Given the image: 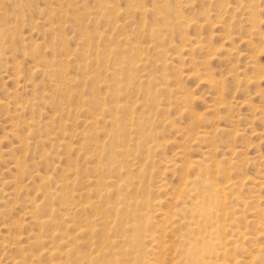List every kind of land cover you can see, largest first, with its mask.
Here are the masks:
<instances>
[{
	"label": "rangeland",
	"instance_id": "1",
	"mask_svg": "<svg viewBox=\"0 0 264 264\" xmlns=\"http://www.w3.org/2000/svg\"><path fill=\"white\" fill-rule=\"evenodd\" d=\"M247 1L248 0H235V2L234 0H168L165 3L157 4L160 8V13L166 17L165 23L163 24L159 16L144 12V10H152L154 0H0V25H4V27L9 30V37H0V188L2 191H0V264H18L17 261L21 257L19 248L24 250L25 257H29L31 252L35 251L32 238L38 234L43 238V253L47 252L48 247L52 245L50 242H52L53 245H56L58 242V246L62 250L65 249L66 245H68V243L65 242L66 237L70 236L69 238H72L73 236L71 228H67V224L64 225L62 220H59L61 218H58L53 224V226L56 225L54 226L56 229H44L40 232L36 222L31 219L32 214H34V212H32L33 204H42L43 201H46L45 195L50 192L51 195L54 196L51 208L58 214L64 213V218L66 220L69 218L71 219L72 216L66 215L68 207L62 206L63 203L55 196L61 194L60 187L63 184L61 181L65 179L69 181H66V183L70 185L67 192L71 190L77 191L81 188H84L83 190L92 189V186L88 185L89 183H87V181L90 179L91 183H93L92 181L95 179L91 170L94 164L89 158L90 154L88 153H97L101 160L114 152L116 153L114 156L117 157L119 164L125 166L127 171L131 172L132 170L128 179L130 180L131 177H134L131 179V182L135 184L134 186H137L138 189L131 195V198L141 200V194L144 193L142 190L146 188L145 190L148 192L149 196H151L149 197L150 200L152 198L155 202L151 200V208H153H150L151 221L152 224H154V231L158 230L156 236L159 237L163 235L161 234L162 230L167 227V223L164 222L166 219H169L170 212L173 211H170V209L174 208V211L181 209V206H174L172 196H175L174 194H176V192L179 193L182 187V178L187 171L185 170V165L189 161L193 163L194 161H200L206 164L209 158L211 160L220 159V161L224 160L222 166L230 170L233 168V165L229 162L231 161L236 165V168H239L238 171H236V169L231 171L232 176L236 177V179L243 178L242 182H245L247 178L243 186H240V190L241 193H243L241 196L243 195L248 203L245 207L242 205H237L235 207L234 211L237 210L236 213L241 217L238 218L239 222H237V224H241L242 221L240 225L241 230H247V232H249L250 235L253 234L251 236L254 237L257 231L256 228L248 226L246 223L244 224V219L245 221L246 219H264V213L256 212L257 209L264 207V190L259 186L262 183L264 184V165L262 163L264 159H262V157L260 158V156L264 157V98H262L264 97V78L261 79L260 82L258 81L259 83L256 82L257 84L254 82L250 84L246 82V77L247 75H249V77L253 75V73L251 74L250 72L252 64L258 66L259 62V65H264V0H253L256 2H254L255 4L252 0H249L251 1L250 4ZM106 4L109 5L110 11H107L109 8H106ZM251 4L253 5L251 7L253 9L249 7ZM238 7H240V9ZM247 8L248 11H251L248 12ZM178 11L180 12L177 13ZM247 12L250 13V15ZM248 18H252L254 22H257L255 24H258L257 27L253 25L255 26L253 30V32L255 31L254 33L251 31L252 28L250 25L252 24H250L251 21ZM198 21L203 25V28L193 26L197 24ZM187 22L191 24L186 25ZM119 24L125 27L119 30L118 28L120 27L117 26ZM175 24L178 25L179 29ZM1 28L0 26V29ZM155 28L160 30V35L158 34L157 36V34H155ZM167 29L170 31L166 32ZM161 33L166 34L162 39L159 37ZM124 34L128 35V45H116V39ZM247 39L250 41H247ZM205 41L208 42V45H206ZM30 44L39 45V48L36 49L38 52H35L36 54L38 53V56H41L40 58L42 61L40 58L35 59L31 56ZM147 45L150 48L145 52L142 48ZM200 45L202 49L199 48ZM209 45H212L211 48L213 46L216 48L221 47L222 49L225 47L221 56L211 61V65H209L210 71L207 72L208 75L213 76L216 80L222 81L221 78H223L225 92L223 94L224 96H220L221 98L217 95L216 89L213 87L210 88L203 79H200L205 73L203 67L200 66L201 62H203L202 60L214 52L212 49L215 47L211 49ZM109 46L115 48V52L118 53L116 57L118 58L120 55H123V53L125 55L126 52L124 50L126 48L131 49L136 47L139 51L142 50L141 53L134 52V55L131 57L133 60L138 61L143 55L144 62H146L148 67L145 71L135 72V78L137 79L138 77V81H143L145 79L151 81V87L152 89L154 88L153 91H155L157 98L154 102L143 98V93L137 89L138 87L134 89L135 87L132 88V86L127 84L125 76L129 74V70L126 69L130 66L126 64V66H124L121 60L116 61L110 59V61L104 65H95L94 58L97 56L96 54L98 52L100 53V51L104 52ZM225 50H227L226 53ZM253 55L256 56L254 57ZM179 58H182L184 61ZM190 60H193V67L191 66L192 63H190ZM88 61L90 67L86 68L84 71L81 70V67L86 65ZM40 62L43 64H39ZM104 66H108L109 70H106ZM176 66L178 68H176ZM262 66L258 67L264 68ZM194 68L199 69L200 78L194 76ZM58 70L63 72L64 77H60L61 79L58 76ZM124 70H126L125 75L122 73L120 78L123 79L126 92L122 93L123 97L120 94V101H118V104L121 107L124 105H130L131 107L132 105L134 113H132V110L120 109L116 117L118 120L122 118V120L133 122V124L144 120L147 122V128L136 129L134 126L130 134L126 132L124 135L125 139L129 136L127 138L128 142L122 139L123 137H120L119 142H117V140H113L112 136L113 132L110 125V121L113 119L112 115H110L111 118L107 116L108 114L101 116L100 112L98 110H93L89 103L91 100H96L101 101V103H107L109 105L108 107L116 105L117 103H113L111 97L106 96L105 86L112 82L114 77H118L117 75ZM179 70L181 74L178 72ZM92 71L94 72L92 73ZM112 71L114 72L112 73ZM148 74L150 75L148 76ZM162 74H165L164 77H162ZM245 75L246 77H244ZM234 76L238 79L233 80ZM87 77L91 78V82ZM151 78L153 79L151 80ZM197 78L198 80H196ZM97 79L98 81H95ZM99 79H101L102 83ZM166 79L170 83H165L167 81ZM177 80H179L178 84L176 82ZM156 91L158 93L160 92L159 95ZM75 95L81 96V100L75 102L73 99H70V96ZM121 97L122 100L124 99L123 101ZM180 97H184L185 99L188 98V100L185 101V99L182 98L183 102ZM131 98L136 101L130 100L129 102ZM178 99L180 101H178ZM131 101L133 103H131ZM128 102L129 104H127ZM152 103L153 106L151 107ZM27 104H29L28 108ZM29 107L31 108L29 109ZM160 107L162 109H159ZM25 108L26 110H24ZM72 108L74 109V113H70L69 111L72 110ZM212 108L216 109L213 110ZM83 114L87 115L84 117ZM94 114L98 119V124L96 123L98 127V139L96 138L93 142L96 144L98 143L97 145L100 146L92 150L86 147L87 143L90 146L92 140H94L88 136L89 122H87V119H89L91 115L94 116ZM75 116H77V118ZM104 117L106 118L104 119ZM26 122L31 126L30 129H28V123L26 125ZM51 122L52 124H50ZM106 122L108 123L106 124ZM60 124L64 126L61 125V128ZM43 126L44 129H42ZM216 127L225 129V132L218 136L219 140L217 139L218 137H212V133ZM148 128L151 132L147 131ZM204 130H209L208 132L211 133L209 134L210 138L208 137V140L206 139L207 141L200 137ZM53 132L54 136L50 135ZM140 132L142 136L138 137L141 135ZM196 132H198L197 135L200 134L198 138ZM37 133L38 135L36 136ZM236 134L238 135L236 136ZM70 136H72L73 139L70 138ZM110 136L111 140L109 139ZM64 137H66L68 141L63 139ZM211 137L213 139H211ZM140 138L146 139L143 141ZM136 139L137 141L135 142ZM23 140L27 142V147L25 145L26 150L24 149V145L20 144ZM112 140L115 141V144H121L123 146L130 144V156H127L128 158L126 157L125 159L120 156V148L117 152L110 146L113 142ZM120 140L122 143H120ZM46 141H49V143ZM123 141L126 143L123 144ZM213 143L221 147H219V150L217 149L214 154L212 152L213 155H208V150H206L207 146ZM63 145L64 149H62ZM142 145H144V147ZM41 148L45 149L48 153V157L45 160L46 162L40 158L39 152ZM77 150L80 151L78 152ZM146 154L147 156H144ZM136 156L138 158H136ZM226 159L229 161H225ZM106 160L107 158L101 161L102 163H107ZM125 160H127V162ZM142 160L144 163H142ZM15 161H23L21 172L16 167ZM47 163L48 165L46 167L45 165ZM71 163L75 164L84 172V174H82V182L81 180H79V182L73 179L72 176L70 177L71 174L68 171V165ZM127 166L129 167L127 168ZM139 166L142 170H145L144 174L136 171V168ZM59 167H63L64 169H60ZM110 174L113 175V173L106 175L109 176ZM45 175L51 179L49 184L42 186L41 176ZM190 175L192 176V174ZM142 176L146 178L143 179ZM136 177H138V179H136ZM115 178L110 177L107 180H122V177ZM124 178L123 176V180L125 181ZM252 184H254V186ZM16 185L20 188L19 192L18 190L15 192ZM258 187H260V189H258ZM79 194L80 192H75V201L81 202L85 200L83 196L78 197ZM110 200H112V198ZM157 202H159V204ZM249 205L250 207H248ZM172 206L173 208H171ZM160 210H163L165 213L168 212V217H163L165 220L160 216ZM71 212L75 213L74 210H71ZM71 212L70 214H72ZM240 213H242V215ZM253 216L256 217L252 218ZM74 218L78 219L77 216H74ZM15 222H20L18 230H16L17 227L14 225ZM10 232L13 233L11 234ZM18 235L20 236V240L18 241L19 245L14 239V237ZM53 235H55L54 241L52 239ZM21 238L23 240H21ZM170 238L166 229L165 238H163L166 245L170 244ZM254 240H256V242L258 241V239ZM76 243L80 251H90L86 240L85 242L78 240ZM15 244H17L18 247H16ZM248 244V242L244 244L245 251L243 253H239L238 251L235 252L232 247H228L231 253L227 256V260H225L227 263L224 261L222 264H232L236 256H238V260L242 257L239 264H246L249 260L250 253L252 254L254 251L253 246L255 242ZM249 250L251 252H249ZM233 252H235V254ZM236 253L238 254L236 255ZM171 254L172 253L168 256H175ZM93 256H95V254ZM244 256L246 258L245 260ZM40 260L46 264H68L64 259L56 260L45 254H41Z\"/></svg>",
	"mask_w": 264,
	"mask_h": 264
},
{
	"label": "bare ground",
	"instance_id": "2",
	"mask_svg": "<svg viewBox=\"0 0 264 264\" xmlns=\"http://www.w3.org/2000/svg\"><path fill=\"white\" fill-rule=\"evenodd\" d=\"M168 0H154V4L152 5V10H144V12H148L151 14H155L157 16L160 17L162 23H165L166 17L164 15H162L160 13V8L157 4L159 3H165ZM200 1V0H199ZM253 1V0H252ZM256 1V0H255ZM253 1V3L255 2ZM258 1V0H257ZM263 1V0H262ZM235 2V0H234ZM249 2V4L251 3V1H247ZM260 2V1H259ZM188 3V2H187ZM224 3V2H223ZM227 3V2H226ZM243 3V2H241ZM256 3V2H255ZM254 3V4H255ZM258 4V3H257ZM191 5V4H190ZM222 5V4H221ZM226 5V4H225ZM219 6V5H218ZM247 6V5H246ZM253 5L251 4L250 9ZM259 6V5H258ZM206 7V6H205ZM215 7V6H214ZM248 7V8H249ZM106 8H109V5L106 4ZM189 8V7H188ZM220 8V7H219ZM240 9V7H238ZM243 8V6H242ZM247 8V11H248ZM202 9V8H201ZM249 9V10H250ZM195 10V9H194ZM110 11V8L109 10ZM182 11V10H181ZM251 11V10H250ZM248 11V12H250ZM180 11H178L177 13H179ZM198 12V11H197ZM196 12V13H197ZM208 12V11H207ZM247 12V13H248ZM253 12V11H252ZM237 13V12H236ZM255 13V12H254ZM229 14V13H228ZM246 14V13H245ZM250 15V13H248ZM176 15V14H175ZM205 15V14H204ZM210 15V14H209ZM252 15V14H251ZM255 15V14H253ZM196 16V15H195ZM180 17V16H179ZM217 17V16H216ZM245 17V16H244ZM258 17V16H257ZM177 18V17H176ZM230 18V16H229ZM232 18V17H231ZM255 18V17H254ZM179 19V18H177ZM205 19V18H204ZM245 19V18H244ZM250 19V27L252 28L251 31L252 33L255 26V23L252 20V18H248ZM193 20V19H192ZM177 21V20H176ZM239 21V20H238ZM261 21V20H260ZM180 22V20H179ZM184 22V21H183ZM199 22V21H198ZM195 24L193 25L194 27L197 28H201L203 25L200 24ZM230 22V21H229ZM259 22V21H258ZM188 23V22H187ZM186 25H189L191 23H188ZM196 23V22H195ZM211 23V22H210ZM222 23V22H221ZM177 24L180 26V24L177 22ZM175 24V25H177ZM183 24V23H182ZM181 24V25H182ZM229 24V23H228ZM113 25V24H111ZM178 25L176 27H178ZM185 25V27H186ZM207 25V24H206ZM243 25V24H242ZM249 25V24H248ZM258 25V24H257ZM256 25V27H257ZM2 28L0 29V37L1 38H5V37H9V30H7L4 25H0ZM120 28H118L119 30H122L125 26L122 24L117 25ZM184 26V24H183ZM221 26V25H220ZM230 26V24H229ZM234 26V25H233ZM175 27V28H176ZM184 27V28H185ZM244 27V26H243ZM203 28V27H202ZM249 28V27H248ZM179 29V27H178ZM192 29V28H191ZM250 29V28H249ZM261 29V28H260ZM156 33L157 36L158 34L160 35V30L156 29ZM239 30V29H238ZM162 31V30H161ZM170 30H166V32H168ZM178 31V30H177ZM184 31V30H183ZM135 32V31H134ZM138 32V31H137ZM225 32V31H223ZM185 33V32H184ZM259 33V32H258ZM228 34V33H227ZM226 34V35H227ZM249 34V33H248ZM257 34V33H256ZM260 34V33H259ZM164 35H166L165 33H161V39L162 37H164ZM195 35V34H194ZM217 35V34H216ZM11 36V35H10ZM121 36V35H119ZM254 36V35H253ZM263 36V35H262ZM172 37V36H171ZM182 37V36H181ZM186 37V35H185ZM207 38V37H206ZM227 38V37H226ZM165 39V38H164ZM185 39V38H184ZM197 39V38H196ZM251 39V38H250ZM159 40V39H158ZM182 40V39H181ZM249 39H247L248 41ZM261 40V39H260ZM173 41V40H172ZM200 41V40H199ZM203 41V40H202ZM250 41V40H249ZM206 42V41H205ZM129 43L128 41V35L124 34L123 36L119 37L118 39H116V45L119 46H127ZM172 43V42H171ZM195 44H198L196 42H193ZM208 42H206V45ZM244 43V42H243ZM211 44V43H210ZM202 45V44H201ZM201 45L199 48H201ZM213 45V44H212ZM211 45V46H212ZM259 45V44H258ZM31 51L30 54L33 58H40L41 56H38L36 54V52H38V50L36 51L37 48H39L38 44H30L29 45ZM192 46V45H191ZM196 46V45H195ZM210 46V45H209ZM210 46V48H211ZM221 46V45H220ZM208 47V46H207ZM206 47V48H207ZM215 46H213L212 48H214ZM233 47V46H232ZM149 46L147 45L146 47L142 48L143 51H147L149 50ZM174 48V47H173ZM211 48V49H212ZM225 48V47H224ZM224 48L222 49L220 48H214L212 49V51L214 50V52H212V54L208 55L207 58L203 59L200 64V66L203 67V70L205 71L204 75L201 76L200 78V74H199V69L194 68V76L198 77L200 79H203L208 86L211 88L213 87L214 89L217 90V95H219V98H221L222 96H224V83H223V78L222 81L216 80L213 76L208 75L207 72L210 71L209 65H211V61L214 59H218L221 56L222 51L224 50ZM190 49V48H189ZM198 49V48H196ZM202 49V48H201ZM209 49V48H207ZM228 49V48H227ZM260 49V48H259ZM263 49V47H262ZM257 50V49H256ZM36 51V52H35ZM126 53L124 55H120L119 58L116 57V55L118 54L117 52H115V48H111L110 46L108 47L107 50H105L104 52L100 53L98 52L94 58V63L95 65H104L105 63L109 62L110 59H114L116 61L121 60V62L124 63V66H130L128 69L129 70V74L127 76H125V80L127 82V84L129 86L135 87L134 89H137L139 91H141V93H143V98L147 99V100H151V101H155L156 98V94L155 91H153L152 87H151V81L148 79H145L143 81H138V77L137 79L135 78V72H140V71H145L146 68L148 67L146 65V62H144L145 60L143 59V55L139 58V60L135 61L133 60V58L131 57L132 55H134V52H140L136 47L135 48H126L124 50ZM177 51V50H176ZM198 51V50H197ZM209 51H211L209 49ZM227 50H225L226 53ZM200 52V51H199ZM231 52V51H229ZM228 52V54H229ZM235 52V51H234ZM259 52V51H258ZM189 53V52H188ZM203 53V52H202ZM208 53V52H206ZM262 53V52H261ZM131 54V55H130ZM159 54V53H158ZM205 54V53H204ZM138 55V54H137ZM140 55V54H139ZM232 55V54H231ZM162 56V55H161ZM191 56V55H190ZM230 56V54H229ZM254 57L256 55H253ZM194 57V56H192ZM227 57V55H226ZM251 57V56H250ZM132 58V59H131ZM93 59V58H92ZM182 59V58H179ZM207 59V60H206ZM40 60L42 61V59L40 58ZM183 60V59H182ZM200 60V59H199ZM251 60V59H250ZM253 60V59H252ZM255 60V59H254ZM113 61V60H112ZM164 61V60H162ZM166 61V60H165ZM184 61V60H183ZM193 60H190L191 66L193 67ZM256 61V60H255ZM259 61V60H258ZM38 62V61H36ZM187 62V61H186ZM93 63V62H92ZM91 63V64H92ZM151 63V62H150ZM178 63V62H177ZM39 64H43L42 62H40ZM126 64V65H125ZM183 64V63H182ZM250 64V63H249ZM122 65V64H121ZM149 65V63H148ZM171 65V64H170ZM176 65V64H175ZM181 65V64H180ZM190 65V64H189ZM123 66V67H124ZM132 66V67H131ZM182 66V65H181ZM216 66V65H215ZM252 68L251 69V74L253 73V75L251 77H249V75H246L244 77L247 78L248 83H256V82H260L261 79L264 78V68H260L258 66H262L259 65L258 62V66L256 64H252L251 65ZM90 67V63L89 61L86 63V65L81 67V70H85L86 68ZM106 67V70L108 69V66H104ZM196 67V66H195ZM264 67V65L262 66ZM176 68H178L176 66ZM180 68V67H179ZM105 69V68H104ZM182 69V68H181ZM212 69V68H211ZM53 70V69H52ZM57 70V69H56ZM109 70V69H108ZM122 71L121 73H119L117 76L118 77H114L112 82H110L108 85L105 86L106 90V96L111 97L112 98V102H116L117 104L112 106V107H108L109 105L106 103H101V101H96V100H91L89 105L92 107L93 110H98L100 112L101 116H105V114H108L107 116L110 117V115H112V120L110 121V125H111V130L113 132V140H117V142H119V138L123 137L125 133L127 132L128 134H130V131H132L134 129V126L137 128H144L146 127L147 122L146 121H141V122H137L136 124H133V122H127L122 120H118V118L116 117L118 110H132V105L130 107L127 105H124L123 107H121L118 104V101H120V94L123 97L122 93L126 92V86L125 84H123V79L120 78V75L123 73L125 75V71ZM191 70V68H190ZM115 71V70H114ZM112 71V73L114 72ZM246 71V70H245ZM94 71H92L93 73ZM119 72V70H118ZM180 73V70L178 71ZM182 72V71H181ZM202 72V71H201ZM249 72V73H250ZM111 73V72H110ZM111 73V74H112ZM115 74V73H114ZM181 74V73H180ZM183 74V72H182ZM210 74V73H209ZM248 74V73H247ZM94 75V74H93ZM146 75V74H145ZM150 74H148L149 76ZM165 75V74H164ZM164 75L162 74V77H164ZM175 75V74H174ZM215 75V74H213ZM243 75V74H242ZM58 76L60 77H64L63 76V72L61 70H58ZM91 76V75H90ZM115 76V75H114ZM153 76V75H152ZM151 76V77H152ZM156 76V75H155ZM160 76V75H159ZM188 76V75H185ZM223 76V75H221ZM147 77V76H146ZM180 77V76H179ZM193 77V75H192ZM224 77V76H223ZM233 77V76H232ZM89 80L91 79L90 77ZM140 78V77H139ZM149 78V77H148ZM156 78V77H155ZM167 79H169L168 77H166ZM198 78L196 80H198ZM245 78V79H246ZM61 79V78H60ZM153 78H151L152 80ZM157 79V78H156ZM165 79V78H164ZM166 79V80H167ZM173 79V78H172ZM186 79V77H185ZM220 79V78H218ZM238 79L235 78L234 79ZM66 80V79H65ZM101 82V79H99ZM155 80V79H154ZM171 80V79H170ZM95 81H98L95 80ZM104 81V80H103ZM156 81V80H155ZM175 81V80H174ZM177 80V84H178ZM91 82V80H90ZM168 80L165 82L167 83ZM185 82V81H184ZM244 82V81H243ZM258 82V83H259ZM64 83V82H63ZM102 83V82H101ZM160 83V82H159ZM170 83V82H168ZM237 83V81H236ZM245 83V82H244ZM65 84V83H64ZM257 84V83H256ZM99 85L101 86V84L99 83ZM154 85V84H153ZM163 85V84H162ZM166 85V84H165ZM164 85V86H165ZM168 85V84H167ZM244 85V84H243ZM241 85V86H243ZM246 85V84H245ZM253 85V84H252ZM161 86V85H160ZM171 86V85H170ZM190 86V85H189ZM227 86V85H226ZM154 87V86H153ZM187 87V86H186ZM245 87V86H244ZM256 87V86H255ZM58 88V87H57ZM62 88H63V84H62ZM67 88V86H66ZM65 88V89H66ZM98 88V87H97ZM156 88V86H155ZM166 88V87H164ZM173 88V87H172ZM238 88V87H237ZM103 89V88H101ZM64 90V89H63ZM160 90V89H159ZM166 90V89H163ZM172 90V89H171ZM176 90V89H175ZM94 91V90H93ZM158 91V90H157ZM156 91V92H157ZM186 91V90H185ZM65 92V90H64ZM63 92V93H64ZM97 92V91H96ZM167 92V91H166ZM230 92V91H229ZM158 93V92H157ZM160 93V92H159ZM158 93V95H159ZM164 93V92H163ZM180 93V92H179ZM74 95V94H73ZM97 95V94H96ZM142 95V94H141ZM157 95V96H158ZM165 95V94H164ZM172 95V94H171ZM179 95V94H178ZM182 95V94H181ZM185 95V94H184ZM215 95V94H214ZM221 96V97H220ZM262 96V94H261ZM60 97V96H59ZM121 97V100H122ZM66 98V97H64ZM165 98V97H164ZM181 99H185L184 97H180ZM217 98V97H216ZM264 98V97H262ZM70 99L74 100L75 102L80 101L81 100V96L79 95H75V96H70ZM168 99V97H167ZM182 99V101H183ZM218 99V98H217ZM65 100V99H64ZM124 100V99H123ZM122 100V101H123ZM131 99H129L130 102ZM188 100L185 99V101ZM83 101V99H82ZM88 101V100H87ZM132 101H136L135 99ZM131 101V103H133ZM160 101V100H159ZM178 101H180L178 99ZM221 101V100H220ZM50 102V101H49ZM53 102V101H52ZM106 102V101H105ZM127 102V101H126ZM129 102L127 104H129ZM177 102V101H176ZM175 102V103H176ZM184 102V101H183ZM65 103V102H64ZM122 103V102H121ZM120 103V104H121ZM150 103V102H149ZM163 103V102H162ZM32 104V103H30ZM77 104V103H76ZM126 104V103H125ZM147 104V103H146ZM178 104V103H177ZM87 105V104H86ZM138 105V103H137ZM159 105V104H158ZM29 104H27V108H28ZM33 106V105H30ZM134 106V105H133ZM153 106V103L151 105V107ZM187 106V105H186ZM185 106V107H186ZM22 107V106H21ZM150 107V108H151ZM190 107V106H189ZM31 107H29L30 109ZM141 108V106H140ZM149 108V107H148ZM22 109V108H21ZM159 109H162L161 107ZM213 110L216 108H212ZM26 110V108L24 109ZM74 109L72 108V110H69L70 113H74L73 111ZM82 110V109H81ZM79 110V111H81ZM84 110V109H83ZM136 110V108H135ZM23 111V110H22ZM34 111V110H33ZM67 111V110H66ZM133 111V110H132ZM149 111V110H148ZM89 112V110H88ZM98 112V113H99ZM122 112V111H121ZM136 112V111H135ZM151 112V111H149ZM148 112V114H149ZM187 112V110H186ZM189 112V111H188ZM69 113V114H70ZM96 113V112H95ZM114 113V114H113ZM120 113V112H119ZM130 113V111H129ZM134 113V111L132 112ZM131 114V113H130ZM215 114V113H213ZM219 114V113H218ZM72 115V114H71ZM84 115V114H83ZM87 115V114H85ZM84 115V117H85ZM98 115V114H97ZM217 115V114H216ZM224 115V114H223ZM80 116V115H79ZM78 116V117H79ZM82 116V115H81ZM106 116V117H107ZM122 116V115H121ZM131 116V115H129ZM128 116V117H129ZM77 118V116H75ZM74 117V118H75ZM83 117V118H84ZM104 117V119L106 118ZM123 117V116H122ZM213 117V116H212ZM51 118V117H50ZM111 118V117H110ZM131 118V117H130ZM136 118V117H135ZM140 118V117H139ZM53 119V118H52ZM102 119V118H101ZM134 119V118H133ZM138 119V118H137ZM147 119V118H146ZM149 119V117H148ZM147 119V121H148ZM50 120V119H49ZM128 120V119H126ZM198 120V119H197ZM57 121V120H56ZM77 121V120H76ZM86 121V120H85ZM108 121V120H107ZM130 121V119H129ZM213 121V119H212ZM71 122V121H70ZM87 122H89L88 125V136L92 140V144L89 146L88 143L86 145V147L90 148L93 150V148H99V146L93 142L95 141V139L97 138V131H98V127L96 126V123L98 124V119L96 117V115L94 114L91 115V117H89V119H87ZM210 122V121H209ZM208 122V123H209ZM28 122H26L27 125ZM108 122H106L107 124ZM149 123V122H148ZM52 124V122L50 123ZM104 124V123H103ZM24 125V123H23ZM33 125V124H32ZM39 125V124H38ZM54 125V124H53ZM62 124H60L61 126ZM109 125V126H110ZM150 125V124H149ZM211 125L213 126V124L211 123ZM209 125V126H211ZM37 126V125H36ZM64 126V125H62ZM61 126V128H62ZM197 126V125H196ZM216 126V125H215ZM31 126H29L28 123V129H30ZM34 128V127H33ZM47 128V127H45ZM101 128V127H100ZM147 128V127H146ZM150 128V126H149ZM147 131H150V130ZM211 128V127H210ZM35 129V128H34ZM44 129V126L43 128ZM66 129V128H64ZM12 130V129H11ZM37 130V129H36ZM191 130V129H190ZM135 131V130H134ZM133 131V132H134ZM137 131V130H136ZM140 131V130H139ZM145 131V130H144ZM209 131V130H208ZM208 131H203L201 136L203 139H207L209 137V134H211ZM62 132V131H61ZM101 132V131H100ZM151 132V131H150ZM201 132V131H200ZM225 132L224 128H215L214 132L212 133V137L213 138H217L219 135H222ZM35 133V132H34ZM48 133V132H47ZM51 133V132H50ZM68 133V132H67ZM74 133V132H73ZM84 133V132H83ZM82 133V134H83ZM86 133V132H85ZM109 133V131H108ZM136 133V132H135ZM144 133V132H143ZM194 133V132H193ZM198 132H196L197 135ZM33 134V133H32ZM54 132L50 135H53ZM64 134V133H63ZM141 134V132H140ZM15 135V134H14ZM18 135V134H17ZM35 135V134H33ZM38 135V133L36 134V136ZM75 135V134H74ZM77 135V134H76ZM81 135V134H80ZM78 135V136H80ZM111 135V134H110ZM134 135V134H133ZM132 135V137H133ZM138 135V132H137ZM152 135V134H151ZM200 135V134H198ZM197 135V138H198ZM238 134H236L237 136ZM31 136V135H30ZM35 136V137H36ZM54 136V135H53ZM64 136V135H63ZM128 136V135H127ZM142 134L138 137H141ZM19 137V136H17ZM50 137V136H49ZM75 137V136H74ZM129 137V136H128ZM126 137V142L127 138ZM131 137V138H132ZM137 137V138H138ZM146 137V136H145ZM211 137V139H213ZM70 138L73 139L72 136H70ZM77 138V136H76ZM83 138V137H82ZM135 138V137H134ZM143 138V137H142ZM200 138V139H202ZM210 138V137H209ZM225 138V137H224ZM26 139V138H24ZM39 139V137H38ZM37 139V140H38ZM56 139V138H55ZM63 139H67L66 137H64ZM98 139V138H97ZM111 140V136L109 138ZM141 139V138H140ZM146 139V138H144ZM144 139H141L144 141ZM150 139V138H149ZM219 140V137L217 138ZM229 139V138H228ZM231 139V137H230ZM229 139V140H230ZM41 140V139H40ZM62 140V139H61ZM75 140V139H74ZM112 140V141H113ZM134 140V139H133ZM208 140V139H207ZM206 140V141H207ZM239 140V139H238ZM264 140V139H263ZM20 141V140H19ZM39 141V140H38ZM68 141V140H66ZM90 141V140H89ZM100 141V140H99ZM121 141V140H120ZM131 141V139H130ZM137 141V139L135 140V142ZM139 141V140H138ZM198 141V140H197ZM40 142V141H39ZM49 143V141H46ZM52 142V141H51ZM56 142V141H55ZM87 142V141H86ZM116 142V143H117ZM125 142V143H126ZM133 142V141H132ZM131 142V143H132ZM152 142V141H151ZM200 142V141H199ZM205 142V141H204ZM211 142V141H209ZM66 143V142H65ZM64 143V144H65ZM68 143V142H67ZM94 143V144H93ZM122 143V141L120 142ZM123 141V144H125ZM208 143V142H207ZM222 143V142H221ZM20 144L24 145V149H25V145L27 147V142L25 140H23L22 142H20ZM40 144V143H39ZM69 144V143H68ZM81 144V143H80ZM109 144V143H108ZM139 144V143H138ZM142 144V143H141ZM140 144V145H141ZM130 145V144H129ZM129 145H121V144H115V141H113L111 143V147L114 148L117 152L118 149L119 150V154L120 156H122L124 159L127 156H130L129 154ZM133 146V143L131 144ZM208 145V144H207ZM62 146V145H61ZM69 146V145H68ZM67 146V147H68ZM103 146V145H102ZM109 146V147H110ZM131 146V147H132ZM144 147V145H142ZM30 147V146H29ZM136 147V146H135ZM160 147V146H159ZM221 147L219 145H215L214 143L211 144L210 146H207V153L209 154H213L217 151V149ZM228 147V146H227ZM54 148V146H53ZM60 148V147H59ZM77 148V147H76ZM80 148V147H79ZM150 148V147H149ZM209 148V149H208ZM62 149H64V145L62 147ZM146 149V148H145ZM26 150V149H25ZM158 150V149H157ZM219 150V149H218ZM224 150V149H223ZM231 150V149H229ZM39 151V150H38ZM57 151V150H56ZM78 151V150H77ZM80 151V150H79ZM78 151V152H79ZM111 151V150H110ZM115 151V152H116ZM132 151V149H131ZM136 151V149H135ZM141 151V150H140ZM144 151V150H143ZM151 151V150H150ZM86 152V151H85ZM96 152V151H95ZM142 152V151H141ZM148 152V151H147ZM110 153V152H109ZM108 153V154H109ZM140 153V152H139ZM144 153V152H143ZM142 153V154H143ZM150 153V152H149ZM185 153V152H184ZM235 153V152H234ZM65 154V153H64ZM78 154V153H77ZM76 154V155H77ZM86 154V153H85ZM89 158L91 159L92 163L94 164L93 167L91 168L92 170V175L95 179H93V183H91V180L88 179L87 183H89L88 185L92 186V189H85L81 188L80 190L77 191H73L71 190L70 192H67V189L70 187V185H68L66 183L69 182L67 179L61 181L63 184L60 187V191L61 194H59L58 197L60 199V201L63 203L62 206L64 207H68L67 208V213L66 215H70L72 216L71 219L69 218L68 220H66L65 214H58L55 210H53L51 208L52 206V199L54 198V196L51 195V193H47V195H45L46 201H43L42 204H33V211L34 214H32L31 219H33L38 228L39 231L41 232V230L44 229H51V228H55L53 224L55 223L56 220H58V218L60 221L62 220V223L64 225L67 224V228L70 227L71 230L73 231V236L72 238H69L68 236L65 239V242L68 243V245H66L65 249L62 250L59 246H58V242L56 245H53L52 242H50L51 246L48 247V251L44 252V247H43V238L41 235H37L34 236L33 239V246L35 248L34 252H31V255L29 257H25L24 255V250L22 248H19V252L21 253V257L18 259L17 263L18 264H46L43 263L40 260V256L41 254H45L50 256L51 258H54L56 260L58 259H64L68 264H222L224 263L225 260H227V256H229V254L231 252H229L230 250H228L230 247L233 248V251H238L239 253H243L245 251V243H253L255 242L254 246H253V253H250L249 256V260L247 261L246 264H264V219L263 220H259L256 218L252 219V220H248L244 219V224L246 223L248 226H253L256 228V232L254 237L251 236L253 234L250 235L249 232H247V230L244 229V231L241 230L240 225L242 224H237V222H239V217L240 215L236 213L235 207L237 205H242L245 207V205H247V201L246 198L241 194V190H240V186H243V184L246 182H242L243 178L241 179H236V177L232 176V170L236 169V171L239 170V168H236V165H234L231 161L229 160H225V161H229L230 164L233 165L232 169H227L226 167L222 166L224 160L220 161L219 160H211L209 158V160L206 161V164L200 162V161H194V163L192 161H189L185 166V170H187L185 172V176L182 178L183 179V184L182 187L179 190V193L176 192V194H174L175 196H172V202L174 204V206H181L180 210L174 211L173 206L170 209L173 210L170 212V216L169 219L165 220L164 218L168 217V212H163V210H160V216L165 220L164 223H167V227L165 229L162 230L163 234L161 237L156 236V234L158 233L157 231H154L153 229V225L152 221H151V211L150 208L151 206V202L153 201L152 198L150 200L149 194L148 192L143 189L142 191L144 193L143 196L141 194V200L135 199V198H131V195H133L136 190L138 189L137 186H134L135 184H133L131 182V179H133L131 177V179H128V176L131 174L130 171H127L125 168V166H121L119 164V161L117 159L116 156H114V154L116 153H111L108 157H105L104 159L101 160H105L107 158V163H102V161L99 159V156L97 153H88ZM180 154L182 155V153L180 152ZM212 154V155H213ZM240 154V153H239ZM40 158L41 160L45 161L46 158L48 157V153L45 149L41 148L40 152H39ZM50 155V154H49ZM80 155V154H79ZM135 155V152H134ZM137 155V154H136ZM178 155V154H177ZM180 155V157H181ZM187 155V154H186ZM237 155V154H236ZM105 156V155H104ZM113 156V157H112ZM118 156V155H117ZM144 156H147L144 155ZM149 156V154H148ZM185 156V154H184ZM231 156V154H230ZM240 156V155H239ZM187 157V156H186ZM206 157V156H205ZM204 157V158H205ZM210 157V156H209ZM262 157V159H264L263 156H260V158ZM19 158V157H18ZM24 158V157H23ZM88 158V157H87ZM128 158V157H127ZM136 158H138L136 156ZM151 158V157H150ZM216 158V155H215ZM229 158V156H228ZM231 158V157H230ZM238 158V157H236ZM64 159V158H63ZM86 159V158H85ZM84 159V161H85ZM123 159V160H124ZM148 159V158H145ZM184 159V158H183ZM186 159V158H185ZM188 159V158H187ZM223 159V158H222ZM233 159V158H232ZM65 160V159H64ZM87 160V159H86ZM137 160V159H134ZM191 160V159H189ZM201 160V159H200ZM237 160V159H236ZM245 160V159H244ZM261 160V159H260ZM39 161V160H38ZM42 161V163H43ZM127 162V160H125ZM124 161V163H125ZM147 162H149L148 160H145ZM23 162V161H22ZM22 162L19 161H15L16 163V167L19 169V171L21 172L23 165ZM46 162V161H45ZM64 162V161H63ZM71 162V161H70ZM134 163H136L135 161H133ZM186 162V161H185ZM204 162V161H203ZM228 162V164H229ZM25 163V162H24ZM58 163H59V159H58ZM142 163L143 160H142ZM226 163V162H225ZM224 163V164H225ZM263 165H264V160L262 161ZM179 164V162H178ZM181 164V163H180ZM229 164V165H230ZM15 165V164H14ZM48 163L45 165L47 167ZM128 165V164H127ZM132 165V164H131ZM138 165V164H137ZM176 165V164H175ZM262 165V164H261ZM130 166V164H129ZM127 166V168L129 167ZM135 166V165H134ZM178 166V165H177ZM181 166V165H180ZM231 166V165H230ZM239 166V165H238ZM137 167V166H135ZM195 167V168H193ZM228 167V165H227ZM241 167V166H240ZM60 168V167H59ZM62 169H64L63 167H61ZM60 168V169H61ZM180 168V167H179ZM231 168V167H229ZM133 169V168H132ZM138 171V173H145V170H142V168L139 166L138 168H136ZM147 169V168H146ZM183 169V168H182ZM47 170V169H46ZM57 170V168H56ZM66 170V169H65ZM64 170V171H65ZM88 170V169H87ZM181 170V169H179ZM68 171L70 172V177L72 176L73 179L75 180H81L82 182V174H84V172L79 169L75 164H69L68 165ZM178 171V170H177ZM63 172V171H62ZM134 172V171H133ZM109 173H113L110 174L109 176H107L106 174ZM181 173V172H180ZM183 173V172H182ZM236 173V172H235ZM22 174V173H21ZM115 174V175H114ZM192 174V176L190 175ZM40 175V174H38ZM91 175V176H92ZM137 175V174H136ZM134 175V176H136ZM88 176V174H87ZM123 176L125 177V181L123 180ZM133 176V175H132ZM138 176V175H137ZM238 176V175H237ZM117 178V177H122L121 179H117V180H107L108 178ZM140 177V176H139ZM182 177V176H181ZM241 177V176H240ZM60 178V177H59ZM88 178V177H87ZM91 178V177H90ZM115 178V179H116ZM143 178V176H142ZM146 178V177H145ZM143 178V179H145ZM50 179L48 176H41V182L43 185H47L50 182ZM136 179H138V177H136ZM148 179V177H147ZM179 179V178H178ZM181 179V178H180ZM18 180V179H17ZM40 180V179H39ZM54 180V179H53ZM90 180V181H89ZM142 180V179H141ZM238 180V181H237ZM71 181V180H70ZM151 181V180H150ZM249 181V179H248ZM80 182V181H79ZM222 182V183H221ZM242 182V183H241ZM6 183V182H5ZM11 183V182H10ZM77 183V181H76ZM259 183V182H257ZM261 183V182H260ZM19 184V183H18ZM79 184V183H78ZM138 184V183H137ZM142 184V183H141ZM256 184V181H255ZM7 185V184H6ZM254 186V184H252ZM20 186V185H19ZM75 186V184H74ZM77 186V185H76ZM139 186V185H138ZM179 186V185H178ZM248 186V185H247ZM256 186V185H255ZM261 188H263L264 190V184H260L259 185ZM57 187V186H56ZM59 187V186H58ZM180 187V186H179ZM260 187H258V189H260ZM15 192L16 190H18L19 192V187L18 185L15 186ZM55 188V187H54ZM77 188V187H76ZM256 188V187H254ZM48 189V188H47ZM58 189V188H57ZM132 189V190H131ZM248 189V188H247ZM49 190V189H48ZM52 190V189H51ZM50 190V191H51ZM131 190V191H130ZM141 190V189H140ZM139 190V191H140ZM1 191V188H0ZM246 191V190H244ZM255 191V190H254ZM257 191V190H256ZM2 192V191H1ZM75 192H80V194L78 195V197L83 196L85 198V200L81 201V202H77L75 201ZM251 193V192H250ZM247 193V194H250ZM253 193V192H252ZM255 193V192H254ZM259 193V192H258ZM264 193V192H263ZM3 194V193H2ZM246 194V193H245ZM1 195V194H0ZM140 196V195H139ZM246 196V195H245ZM114 197V198H113ZM44 198V199H45ZM94 200H93V199ZM112 198V200H110ZM258 198V197H255ZM155 199V198H154ZM250 199V198H249ZM30 200V199H29ZM254 200V197H253ZM159 201V200H158ZM264 201V200H263ZM32 202V201H31ZM59 202V201H58ZM154 202V201H153ZM160 202V201H159ZM159 202H157L159 204ZM251 202V201H250ZM155 203V202H154ZM153 203V204H154ZM252 203V202H251ZM250 203V204H251ZM152 204V205H153ZM263 204V203H262ZM156 206V205H155ZM160 206V205H159ZM264 206V204H263ZM158 207V205H157ZM247 207V206H246ZM250 207V205L248 206ZM259 207V206H258ZM63 208V207H62ZM155 208V207H154ZM178 208V207H177ZM238 208V207H237ZM241 208V207H240ZM239 208V209H240ZM153 209V208H151ZM243 209V207H242ZM248 209V208H247ZM246 209V210H247ZM255 209V208H253ZM251 209V210H253ZM71 210H74L75 213H72ZM158 210V209H157ZM156 210V211H157ZM58 211V210H57ZM155 211V212H156ZM70 212L72 214H70ZM240 212V211H239ZM256 212L258 213H264V207L257 209ZM242 215V213H240ZM74 216H77L78 219H75ZM256 216H253L252 218H254ZM241 218V217H240ZM163 221V220H162ZM52 223V224H50ZM19 223L15 222L14 225L15 227H17L16 230H18V227L20 226ZM61 224V223H60ZM33 225V224H32ZM157 226V225H156ZM155 226V227H156ZM66 227V226H65ZM149 227V229H148ZM154 227V228H155ZM246 228V227H245ZM250 228V227H249ZM56 229V228H55ZM168 232V235L172 238H170L169 240V245H166L165 242L163 241V238H165V232ZM254 230V229H253ZM36 232V231H35ZM37 232V233H40ZM45 232V231H44ZM53 232V231H52ZM64 232V231H63ZM11 233V232H10ZM13 233V232H12ZM11 233V234H12ZM30 233V232H29ZM28 233V235H29ZM114 233V234H112ZM20 234V233H18ZM49 234V233H47ZM52 234V233H51ZM58 234V233H57ZM56 234V235H57ZM68 234V233H67ZM10 235V234H9ZM58 236V235H57ZM12 238V237H11ZM28 238V237H27ZM50 238V237H49ZM80 238V239H79ZM14 239L17 241L20 240V236H16L14 237ZM52 239L54 241L55 239V235L52 236ZM254 239H258V241L261 242H256V240ZM21 240H23L21 238ZM62 240V239H60ZM78 240H82L87 243V246L89 247L90 251L89 252H83L80 251L77 248V243L76 241ZM2 241V240H1ZM3 242V241H2ZM1 242V243H2ZM14 242V241H13ZM22 242V241H21ZM4 244V242H3ZM7 244V243H6ZM12 244V243H11ZM16 245V247H18ZM248 244V245H249ZM13 245V244H12ZM19 245V244H18ZM84 245V244H83ZM247 246V245H246ZM229 247V248H228ZM1 248V247H0ZM29 249V248H28ZM85 249V248H84ZM88 249V250H89ZM168 251V252H167ZM235 252H233L235 254ZM249 252H251L249 250ZM170 253H172L171 255H175V256H168ZM95 254V256H93ZM238 253H236L237 255ZM231 258V257H230ZM245 256H244V260H245ZM248 259V258H247ZM16 260V259H15ZM228 260L230 261V259L228 258ZM242 260V257L240 260H238V256H236L233 260L232 264H239V261ZM223 261V262H222ZM47 262V261H46ZM52 262V261H51ZM244 262V261H243ZM49 263V262H48ZM225 263H227L225 261ZM230 263V262H229ZM244 264V263H243Z\"/></svg>",
	"mask_w": 264,
	"mask_h": 264
}]
</instances>
